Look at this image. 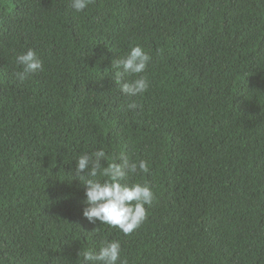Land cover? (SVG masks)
I'll return each instance as SVG.
<instances>
[{
  "label": "trees",
  "instance_id": "16d2710c",
  "mask_svg": "<svg viewBox=\"0 0 264 264\" xmlns=\"http://www.w3.org/2000/svg\"><path fill=\"white\" fill-rule=\"evenodd\" d=\"M71 4L0 0V264H85L105 240L128 264H264V0ZM134 46L149 90L130 97L112 62ZM28 50L43 71L21 84ZM100 150L150 169L130 236L84 217L77 161Z\"/></svg>",
  "mask_w": 264,
  "mask_h": 264
},
{
  "label": "clouds",
  "instance_id": "9594fccd",
  "mask_svg": "<svg viewBox=\"0 0 264 264\" xmlns=\"http://www.w3.org/2000/svg\"><path fill=\"white\" fill-rule=\"evenodd\" d=\"M95 2L96 0H72L71 7L81 13ZM150 62L151 56L139 46L132 47L128 55L112 62L115 83L123 94L135 97L149 90V81L142 74L147 71ZM16 64L23 69L14 73L21 84L31 75L43 71L42 62L33 50L17 56ZM125 76L138 78L125 82ZM140 107L136 103L128 105V109L132 111ZM109 159L100 150L92 155H82L77 161L74 179L85 187L86 203L89 205L84 211V217L90 223L99 221L130 236L147 221L146 206L151 207L156 197L149 184H130L129 180L131 176L140 173L149 174L150 169L146 161L133 162L123 154L115 157L119 163H107L108 166L103 167L101 162ZM120 253V243L105 240L98 254L82 250L79 257L83 258L85 264H128L127 259L120 261Z\"/></svg>",
  "mask_w": 264,
  "mask_h": 264
}]
</instances>
